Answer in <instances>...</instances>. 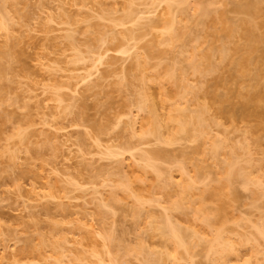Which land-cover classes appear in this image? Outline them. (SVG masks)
I'll return each mask as SVG.
<instances>
[{
  "label": "rangeland",
  "instance_id": "374dc122",
  "mask_svg": "<svg viewBox=\"0 0 264 264\" xmlns=\"http://www.w3.org/2000/svg\"><path fill=\"white\" fill-rule=\"evenodd\" d=\"M0 264H264V0H0Z\"/></svg>",
  "mask_w": 264,
  "mask_h": 264
},
{
  "label": "bare ground",
  "instance_id": "6f19581e",
  "mask_svg": "<svg viewBox=\"0 0 264 264\" xmlns=\"http://www.w3.org/2000/svg\"><path fill=\"white\" fill-rule=\"evenodd\" d=\"M249 111H250V110H249ZM249 111H248V112H249ZM255 111L257 112L258 110L253 109L252 112L250 111L249 114H248V112H246L245 115L247 114L248 116L251 115L252 117H254L253 115L256 116V115L259 114V115L256 117V118L258 119L259 116L261 115V114H260L261 111L259 110L260 112H257L258 114H255V113H256ZM250 113H251V114H250ZM247 115H246V116H247ZM252 117H251V118H252ZM256 118H255V119H256ZM172 229H173V228H172ZM172 229H171V230H172ZM176 230H177V228H176ZM178 231H180V230H178ZM178 231H177V232H178ZM174 232L176 233V231L173 229V231L171 232V234L174 233ZM175 233H174V235H175ZM178 233H179V232H178ZM178 233H177V234H178ZM174 235H172V236L176 239V237H175ZM176 236H177V235H176ZM178 236H181V234L179 233ZM179 238H180V237H179ZM176 240H177V239H176ZM222 247H223V246H222ZM224 248H225V247H224ZM221 251H222V249H221ZM221 251H220V252H221ZM220 252H219V253H220ZM223 254H224V253H222V255H223ZM223 258H224V257H223Z\"/></svg>",
  "mask_w": 264,
  "mask_h": 264
}]
</instances>
